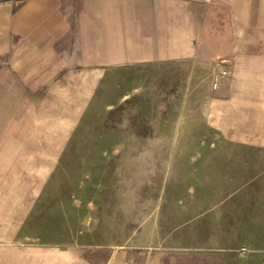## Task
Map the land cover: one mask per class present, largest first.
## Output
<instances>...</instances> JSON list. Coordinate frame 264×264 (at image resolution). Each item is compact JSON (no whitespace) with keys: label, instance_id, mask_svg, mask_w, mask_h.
<instances>
[{"label":"crops","instance_id":"crops-1","mask_svg":"<svg viewBox=\"0 0 264 264\" xmlns=\"http://www.w3.org/2000/svg\"><path fill=\"white\" fill-rule=\"evenodd\" d=\"M140 65L200 70L197 101L215 107L205 113L223 143L264 149L247 137L264 138V0H0V163L11 164L0 171V264H246L95 236L79 220L45 231L24 144H72L85 118L104 116L105 86L121 84L106 74Z\"/></svg>","mask_w":264,"mask_h":264},{"label":"rangeland","instance_id":"rangeland-1","mask_svg":"<svg viewBox=\"0 0 264 264\" xmlns=\"http://www.w3.org/2000/svg\"><path fill=\"white\" fill-rule=\"evenodd\" d=\"M178 70H112L108 80L122 81L105 86L104 116L85 118L72 144H24L44 229L79 220L99 237H143L174 252H231L264 264V149L226 146L205 113L215 107L197 101L207 91L204 73ZM114 89L124 92L120 101Z\"/></svg>","mask_w":264,"mask_h":264},{"label":"built area","instance_id":"built-area-1","mask_svg":"<svg viewBox=\"0 0 264 264\" xmlns=\"http://www.w3.org/2000/svg\"><path fill=\"white\" fill-rule=\"evenodd\" d=\"M228 63V61L227 60H225V59H221L219 62H218V64H220V65H226ZM216 76L217 75H215V77L214 78H216ZM215 80V79H214ZM215 86V83H213V87Z\"/></svg>","mask_w":264,"mask_h":264}]
</instances>
